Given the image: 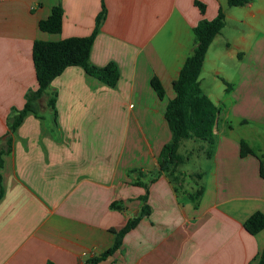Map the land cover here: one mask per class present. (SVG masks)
I'll list each match as a JSON object with an SVG mask.
<instances>
[{
    "label": "crops",
    "instance_id": "crops-1",
    "mask_svg": "<svg viewBox=\"0 0 264 264\" xmlns=\"http://www.w3.org/2000/svg\"><path fill=\"white\" fill-rule=\"evenodd\" d=\"M55 6L63 12L61 31H40ZM102 6L89 62L114 63L117 83L66 68L11 132L13 114L37 89L33 42L89 36ZM220 8L224 27L198 78L217 108L214 150L207 172L185 171L191 157L178 168L187 177L184 191L195 189L190 176L202 175V195L193 204L161 174L143 202L138 183L158 169L159 151L170 140L163 113L174 95L171 83L193 52L192 28ZM152 77L164 88L161 100ZM240 141L264 161V0L232 8L226 0H0V146L9 145L0 169V264H85L110 248L112 232L145 205L148 214L98 264L253 262L264 229L252 236L243 223L264 214V180L257 158L239 156ZM201 158L207 159L195 157Z\"/></svg>",
    "mask_w": 264,
    "mask_h": 264
},
{
    "label": "trees",
    "instance_id": "trees-1",
    "mask_svg": "<svg viewBox=\"0 0 264 264\" xmlns=\"http://www.w3.org/2000/svg\"><path fill=\"white\" fill-rule=\"evenodd\" d=\"M227 6L243 7L251 0H226ZM195 6L202 14L204 6L195 2ZM105 17V9L102 6L95 19V27L92 33L87 37H70L56 42L34 41L32 44L31 58L37 82V89L26 97V103L22 110L13 114L9 124V130L13 132L21 123L23 117L28 112H35L34 104L42 97L45 91L51 85V82L59 76L66 68L80 67L90 77L113 87L119 78V72L116 65L112 62L103 67H97L89 62V52L98 27ZM63 12L60 6L51 9L49 16L41 20L38 24L40 31L49 34H58L62 27ZM225 15L220 8L217 15L212 20H200L193 28L194 48L192 54L184 61L178 77L171 83L173 98L165 106L163 117L170 131V140L162 146L157 156L158 169L150 173L146 183L139 182L145 190L143 202L146 201L148 185L153 183L159 175L164 174L174 185L181 186L184 176L178 170L186 158L178 154L180 142L183 140H192L205 145L209 150L204 149L207 159H211L214 150L215 139L213 135V126L215 123L217 108L205 96L199 87V74L207 49L213 39L221 32L224 27ZM150 86L159 100L165 95L164 88L157 77H152ZM53 100L49 101L52 106ZM9 152V145L4 149L0 146V169L2 168V156ZM239 156L241 158L252 156L258 159L257 155L247 146L244 141L239 142ZM258 174L264 180V161L258 159ZM190 178L194 181L195 189L193 191H183L185 198L196 205L202 195L203 188L199 183L202 179L201 174H193ZM137 184V183H136ZM176 193L178 189L174 188ZM3 190L0 175V198ZM114 207V205H112ZM149 208L143 206L140 215L128 221L123 229L118 232H112L114 236L113 244L110 248L102 252L98 257L90 258L85 264H98L111 256L119 249L123 236L133 229L139 222L142 215H147ZM244 230L249 235H256L264 229V214L260 212L253 213L243 223ZM249 264H264V247L257 259Z\"/></svg>",
    "mask_w": 264,
    "mask_h": 264
},
{
    "label": "rangeland",
    "instance_id": "rangeland-1",
    "mask_svg": "<svg viewBox=\"0 0 264 264\" xmlns=\"http://www.w3.org/2000/svg\"><path fill=\"white\" fill-rule=\"evenodd\" d=\"M203 91L205 94L213 93V92L208 91V89L205 87H203ZM245 130H246V128L237 129L236 134L239 136H242ZM200 145H201V148H200ZM204 149L209 150L205 145H202L199 142L193 143L191 140H183L182 141V145H180L178 153L183 158H186V160H188L190 157L192 159V160H190L189 163L184 165L183 168L185 171H189V172L193 171L194 172V171L201 170V171L207 172V170L209 169V165H210L209 160L205 159V158H201L199 160L195 159V157H197V155H199V154L203 153L205 155V152L203 151ZM181 180L183 181L182 185L181 186L174 185V188L176 187L178 189V192L183 194V191L185 190V187L187 185V184H185L186 180H187V177L185 174L183 177H181Z\"/></svg>",
    "mask_w": 264,
    "mask_h": 264
}]
</instances>
